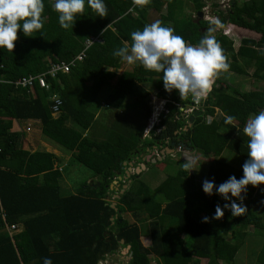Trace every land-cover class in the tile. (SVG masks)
<instances>
[{
  "label": "trees",
  "instance_id": "1",
  "mask_svg": "<svg viewBox=\"0 0 264 264\" xmlns=\"http://www.w3.org/2000/svg\"><path fill=\"white\" fill-rule=\"evenodd\" d=\"M137 1L138 6L133 0H104L105 17L95 16L86 6L72 29L65 30L51 9L53 0H44L42 29L32 37H25L18 29L11 52L0 49V264H42L43 257L51 258L52 264H98L119 246H129L131 258L125 264H151V258L155 264H234L246 238L255 235L262 238L255 260L264 264V184L246 186L242 215L233 217L230 210H224L223 216L212 218L214 205L226 203L215 193V186L229 175H242L241 165L247 158L244 123L264 109V0H229L225 13L218 4H211L212 16L222 28L233 26L247 34L235 40L236 47L229 32H223L215 21L199 19L206 0ZM150 10L186 44L195 45L208 34L209 27L215 28L214 35L229 64L224 72L248 76L252 66L250 76L261 86L240 91L215 77L211 91L199 102L202 114L185 130L186 119L179 107L190 105L191 96L166 92L161 73L138 65L134 71L116 76L121 60L112 55L113 49L130 45L129 34L149 24ZM90 38L98 41L84 50L85 40ZM83 50L81 62L67 74L48 77L44 88L36 80L31 88L14 84L47 71L50 63L68 62ZM139 84L154 87L156 96L166 101L165 112L150 132L152 137H143L151 110L146 104L149 92ZM105 86L111 87L105 99L107 117L122 109L134 113L106 125L104 139H91L84 133L93 126L97 95ZM54 95L61 100L55 115L51 112ZM225 114L234 117L230 124L225 123ZM206 117L212 120L207 123ZM14 120L38 121L41 139L66 152L97 180L93 185L82 183L74 195L62 196L57 157L23 149L21 134L11 131ZM178 141L189 145L192 155L198 153L209 160L207 169L199 167L200 172L194 173L181 167L174 172L168 169L174 163L165 157L153 164L165 174L158 186L151 189L140 180L141 174L133 175L115 199L116 211L111 208L107 201L112 194L110 185L123 173L124 163L146 154L154 145L163 148ZM224 152L232 154L234 160L222 157ZM204 179L213 180L211 196L202 192ZM96 182L98 186H94ZM119 185L114 194L122 190L123 184ZM155 195L160 199L153 198ZM122 214H130L134 222ZM204 216L209 217L207 222L202 221ZM141 225L148 228V248L140 242ZM11 226H15L13 232L9 231ZM182 234L190 238L189 248Z\"/></svg>",
  "mask_w": 264,
  "mask_h": 264
},
{
  "label": "clouds",
  "instance_id": "2",
  "mask_svg": "<svg viewBox=\"0 0 264 264\" xmlns=\"http://www.w3.org/2000/svg\"><path fill=\"white\" fill-rule=\"evenodd\" d=\"M86 6L95 16H106L104 0H53L51 3V9L57 14L59 27L65 30L72 29L75 20L85 13ZM43 9L44 0H0V49L11 52L18 29L25 37H32L33 33L39 32L43 27ZM215 24L222 27L219 20ZM214 32L215 28L209 27L208 34L203 35L195 45H190L186 44L182 36L175 34L172 27L164 25L160 20H154L141 29L132 31L129 34L130 45L114 48L112 55L128 65H138L146 71L161 73L160 80L166 92L175 90L179 96H191L199 101L207 97L219 72L229 69L227 58ZM182 117L185 119L184 114ZM233 119L232 115L224 116L226 124H230ZM158 123L159 121L149 123L146 134ZM242 132L247 138V158L241 165L242 175L240 178L229 175L225 181L215 186V193L226 203L214 205L213 219L223 216L224 210H230L233 217L245 213L242 193L246 195V186L257 187L264 184V109L248 117ZM143 137H147L145 133ZM174 154L169 156L174 158ZM187 160L188 158L184 162L185 167L191 170ZM201 189L204 194L211 196L213 180H202ZM201 219L207 222L209 217L204 216ZM42 264H52L51 258L43 257Z\"/></svg>",
  "mask_w": 264,
  "mask_h": 264
},
{
  "label": "rangeland",
  "instance_id": "3",
  "mask_svg": "<svg viewBox=\"0 0 264 264\" xmlns=\"http://www.w3.org/2000/svg\"><path fill=\"white\" fill-rule=\"evenodd\" d=\"M206 2H207V6L204 7L202 10L203 18L207 19V20L214 21L215 17L212 16L213 8H212L211 4L212 3L218 4L219 9L225 13V11L228 8V2L229 1L228 0H206ZM154 20H159V14L153 10H150L147 13V21L150 24ZM221 29L223 32H225L227 34L229 32L228 36L230 38H232V40L234 39L233 41H235L241 37L247 36V34L244 33V31L237 29L233 26H228L227 28L221 27ZM234 46L235 47L237 46L236 41L234 42ZM121 62H122V63H120L121 67L123 66L125 68V66H128L126 68L128 70H132V69H135V67H137V65H128L126 62H123V61H121ZM247 71L249 73L248 76H239L236 74H229L228 72L221 71V72H219V74L216 77L227 80L230 85L239 89L240 91H248V90H254L256 88H259L261 86V82L256 81L255 79H253L250 76V74H252V72H253L252 66L248 67ZM141 86L149 92V95L146 99V101H147L146 104H147V106H149V108L151 110V116L147 122V126L145 127L144 133L147 137H152V135H153L152 133L146 134L148 124L159 121L160 114L162 112H165V106H163V103L160 104L158 102L159 100H158V97L155 96L156 90L154 89V87L149 86L148 84L147 85L141 84ZM109 89H110V87H105V88H102L100 90V92L97 95V103L99 101L103 102V98H105L104 96L107 95ZM103 105H105V104H103ZM155 106H156V110L158 112L156 113V116L153 118L152 114L154 112ZM162 106L164 107L163 109H162ZM182 108H185V107H182ZM122 113H125L126 115L130 116L134 113V111L132 109H125V110H122ZM123 118L124 117L122 115H119L115 111L114 112L111 111V113L107 117L106 116V109L101 108L96 124H98V127H100V129L102 131H104L106 134V125L107 124H109L111 121H114L115 119L121 120ZM150 120H151V122H150ZM122 122L124 123V121H122ZM36 126L37 125L33 126V131H32L33 133H36L39 130ZM96 131H99V130L96 129ZM26 135H28V134L24 133V137ZM40 138H41V134H40ZM41 141H44V140L41 139ZM47 144L54 147L55 149H57V151L59 150L58 152H60L61 154L67 156L66 152H63L62 150H60L59 148H57L56 146H54L52 144H49V143H47ZM175 154L173 155V156H175L174 158L169 156V159H168L169 162L174 163L172 166L168 167V169L171 168L170 170H173L174 172L178 171L181 167L186 168L185 163H184L186 158H188L187 163H188L189 167L192 168L191 170H189L190 172L195 171V172L199 173L200 172L199 167H201V169L205 170V169H207V167L209 165L208 164L207 166H205L207 164V162H209V160L199 157L197 155L198 153H194L195 155H192L193 154L192 152L187 153L183 149L182 151H176ZM229 156H232V154H230ZM166 158H168V157H166ZM226 158H228L230 161H232V160H234L235 157L232 156V159H231L230 157L227 156ZM159 162H161V161H159ZM60 165H61V168L63 169L61 179L64 178L63 180L60 179V181H61L60 183L62 184V194L63 195L72 194L73 191L76 190L79 185H81L84 182L88 183V180H92L94 178L92 176L93 174L90 170H88L87 168H85L81 164L74 162L70 157L67 159H62ZM234 166H235V164H234ZM237 166L238 165L236 164L235 167H237ZM146 167L148 168V170H150L151 173L155 172V170H156L153 167V165H150V164L147 165ZM143 175H144V173L141 174V177ZM121 184H123V186H124V187H122V190L126 189L129 186L128 178L126 180H123V182H121ZM114 185L115 184H113L112 185L113 187L110 188L112 194H110V196H108V198H107V201L110 203H113V202L115 203V199H117L116 196L118 195L117 193L114 194V192H113V191H116L114 188L115 187ZM117 185H118V183H117ZM117 187H119V185ZM153 198L160 199V196L155 195V196H153ZM233 199H235V198H233ZM238 203H239V201H238ZM122 216H123V218H126L129 222H131L133 220L132 216L130 214H122ZM142 227H143V225L140 226V228H142ZM144 232H145V228H142V233H144ZM261 242H262V238L259 235L258 236L255 235V237L252 236L251 238H246V244H245V246L242 247L243 249L241 250V252L239 254L238 264H247V262H249L248 264H252V262H250V260L252 258L255 259V255L257 254L256 252L258 251L259 246L261 245ZM127 255H128V252H125V247L119 246L116 250V254L114 253V255L106 257V260H105L106 263L105 264H125V262L128 260ZM235 260H236V258H235ZM254 264H256V262H254Z\"/></svg>",
  "mask_w": 264,
  "mask_h": 264
},
{
  "label": "crops",
  "instance_id": "4",
  "mask_svg": "<svg viewBox=\"0 0 264 264\" xmlns=\"http://www.w3.org/2000/svg\"><path fill=\"white\" fill-rule=\"evenodd\" d=\"M127 67L128 66H125V68L123 66L121 67V64H120V67L116 71V76L121 75L123 72L134 71L133 69L132 70L126 69ZM115 81H116V78L112 79L111 80V85H113L115 83ZM139 85H141V84H139ZM109 91H110V89H109ZM109 91H108L107 95L104 96L105 98H103V102L104 103L103 102H100V101L98 103L96 102V104H97L98 107H97V110L95 111V117H94L93 126L84 133V135H88L91 139L102 140V139H104V137L106 135L105 132L102 131L100 129V127H98V124H96V122H97L98 116L100 114V109L101 108H105L106 109L105 99L107 98V96L109 94ZM155 96H156V93H155ZM158 100H159L158 102L160 104L161 103H163V104L166 103L165 100H162V99H159V98H158ZM103 104H105V105H103ZM122 110H125V109H122ZM122 110H119L117 113L119 115H126L125 113H122ZM181 116H183V113L181 114ZM35 125H37L36 127L39 130L36 133H33L32 132L33 131V126H35ZM96 129L99 130V131H96ZM11 131L12 132H17V133H20L21 134V144H22L23 149H25L27 151H30V152H43V153H51V154H53L58 159V161L56 163V166L58 167L59 170H63L61 168V165H60L61 164V160L62 159H67L70 156L67 155V154H66L67 156L61 154L60 152H58L59 150L57 151V149H55L54 147L48 145L45 141H41V138H40L41 127H40V124H39L38 121H36V120H26V121L14 120L12 122V129H11ZM24 133H27L28 135H26L24 137ZM162 152L163 153L165 152L164 148H161V146H159V145H154L149 151L146 150V154H138V155L133 156L132 159H131V161L127 162V164L125 165V168H124L123 173L121 175H117L116 182L114 183L115 184L114 185L115 186L114 188L116 190L115 192H117V190H119V187H117V186L121 182H123V180H126L127 178L129 180V178H131L133 175H137L136 172H135V168H136V166H139L138 164H140V163H145V169L142 170L139 173V174L144 173V175L142 177L140 176V178H141L140 180L142 182H144L151 189H154L156 186H158L163 181V179L165 178V174L161 173L158 170H155V172L151 173L150 170H148V168L146 167V164L149 163L150 165H153V164L155 165L157 162H159V161H155V160L161 159V156H162L161 153ZM187 153H190V152H187ZM227 156L230 157L229 154L226 153V152H224L222 154V157H224V158H226ZM205 166H207V164ZM193 172L195 173V171H193ZM63 179H61V180H63ZM96 180H97V178L94 177L92 180H88V183H86V184H88V185L89 184H92L93 185V182H95ZM60 182L61 181H59V186L61 187V195L62 196H70V195H74L75 194V192H76L77 189L74 190L72 194L63 195L62 194V184ZM97 183L98 182H96L94 186H96ZM117 183H118V185H117ZM79 186H81V185H79ZM132 219H133V217H132ZM132 221L134 222V219ZM145 231H147V233H142L140 235V242H141V244H142L143 247L148 248L151 245V240H150V236L148 235V228L145 229ZM181 237H182V239H184V245H185V247L189 248L190 245H191L190 238L186 234H182ZM243 246H245V244ZM242 247L239 249V251L237 252V254L235 256L236 260L234 258V260H235L234 261V264H238L239 254H240L241 250L243 249ZM114 253L116 254V252H114ZM112 255H114V254H112ZM106 257L104 258V260L98 262V264H105L106 263V261H105L106 260ZM250 262H252V264H254V262H256V261H255V259L252 258L250 260ZM218 263L219 264H224L222 261H218ZM248 263L249 262H247V264ZM151 264H155L154 258H151Z\"/></svg>",
  "mask_w": 264,
  "mask_h": 264
},
{
  "label": "built area",
  "instance_id": "5",
  "mask_svg": "<svg viewBox=\"0 0 264 264\" xmlns=\"http://www.w3.org/2000/svg\"><path fill=\"white\" fill-rule=\"evenodd\" d=\"M133 1H134L135 6L139 5L137 0H133ZM95 41H98V39L97 38L86 39L85 44H84L85 45L84 50ZM84 50L82 52H80L78 55H76L75 57H73L68 62L59 61V62L50 63L47 71L40 73V74L33 75V76H29L27 78H22L21 80L16 81L14 84L16 86L31 88L33 82L36 80L37 85L40 88H44L47 86L46 80L48 77L51 79H55L58 73L67 74V73H69L70 69L75 65V63L81 62L83 60V57H84ZM2 67H3V65L0 64V69ZM0 82H1V80H0ZM51 101H52L51 112L53 113V115H55L58 113V108L61 104V100L57 95H54L51 97ZM199 102H200V100L198 101V100L194 99L192 101L191 105H187V108H183V110L181 109V112L184 114L185 119H187L188 116L192 115V113L194 111H199ZM152 117L154 118V116H152ZM211 120H212L211 117H206L207 123H209ZM150 122H151V120H150ZM150 124H152V123H150ZM207 165H208V163H207ZM14 230H15V226H11L9 228L10 232H13Z\"/></svg>",
  "mask_w": 264,
  "mask_h": 264
},
{
  "label": "water",
  "instance_id": "6",
  "mask_svg": "<svg viewBox=\"0 0 264 264\" xmlns=\"http://www.w3.org/2000/svg\"><path fill=\"white\" fill-rule=\"evenodd\" d=\"M198 16H199V19H201V18H203V13L202 12H198ZM198 42V40L196 41V43ZM194 100V98H192V101ZM191 104H192V102H191ZM185 108H187V106H185ZM181 109L183 110V108H181V107H179V110L181 111ZM202 114V111H194L193 113H192V115H190V116H188L187 117V120H186V127L184 128L185 130H186V128H189L190 126H191V124H192V122H193V120H194V118L195 117H197V116H199V115H201ZM180 149V151H182L183 149H186V150H188V151H192V148L191 147H189V145L188 146H186L185 145V143L183 142V141H178V142H171V143H169V147H165L164 148V150H165V152L163 153H161V159H158V160H155V161H162L166 156H169V155H172V154H174L176 151H177V149ZM127 164V162L126 163H124V166ZM139 166H137L136 168H135V172H136V174H139L142 170H144L145 169V163H140V164H138ZM116 182V181H115ZM115 182H113L112 184H114ZM112 184L110 185V188H112ZM89 185H91V184H89ZM99 184L97 183L96 184V186H98ZM124 187V186H123ZM124 191L123 190H121V191H119L117 194V196H116V198H119V194H122ZM115 205H116V203H111V208H113L115 211H116V208H115ZM114 218H115V216H114ZM113 218H111V220H112ZM120 243L122 244L123 243V241H120ZM125 252H128V260L131 258V252H129V246H126L125 247Z\"/></svg>",
  "mask_w": 264,
  "mask_h": 264
},
{
  "label": "bare ground",
  "instance_id": "7",
  "mask_svg": "<svg viewBox=\"0 0 264 264\" xmlns=\"http://www.w3.org/2000/svg\"><path fill=\"white\" fill-rule=\"evenodd\" d=\"M157 112H158V111L156 110V106H155L154 114H153L154 117L156 116V113H157Z\"/></svg>",
  "mask_w": 264,
  "mask_h": 264
},
{
  "label": "flooded vegetation",
  "instance_id": "8",
  "mask_svg": "<svg viewBox=\"0 0 264 264\" xmlns=\"http://www.w3.org/2000/svg\"><path fill=\"white\" fill-rule=\"evenodd\" d=\"M166 142H167V141H166ZM113 182H115V180H114ZM113 182H112V183H113ZM112 183H111V184H112ZM117 191H118V190H117Z\"/></svg>",
  "mask_w": 264,
  "mask_h": 264
}]
</instances>
